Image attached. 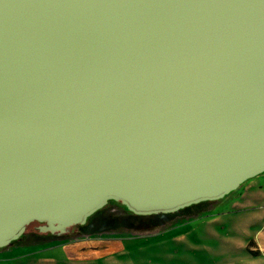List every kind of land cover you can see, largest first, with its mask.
I'll list each match as a JSON object with an SVG mask.
<instances>
[{
	"label": "water",
	"instance_id": "obj_1",
	"mask_svg": "<svg viewBox=\"0 0 264 264\" xmlns=\"http://www.w3.org/2000/svg\"><path fill=\"white\" fill-rule=\"evenodd\" d=\"M263 173L264 0H0V248Z\"/></svg>",
	"mask_w": 264,
	"mask_h": 264
},
{
	"label": "rangeland",
	"instance_id": "obj_2",
	"mask_svg": "<svg viewBox=\"0 0 264 264\" xmlns=\"http://www.w3.org/2000/svg\"><path fill=\"white\" fill-rule=\"evenodd\" d=\"M240 190L239 187L222 199L228 204ZM211 202L193 213L139 216L121 203L110 201L92 223L80 225L72 234L56 237L36 232L35 224L28 226L21 238L0 248V264H264V252L256 250L254 240L247 241L245 250L223 241L236 236L224 228L238 230L244 225L243 218L220 222L216 237L210 236L204 227L192 230L188 238L195 245L191 248L183 243L189 241L186 235L176 237L178 231L202 226L199 222L214 205ZM260 224L261 221H254L252 230ZM262 242L264 249V235ZM237 260L240 262L236 263Z\"/></svg>",
	"mask_w": 264,
	"mask_h": 264
},
{
	"label": "crops",
	"instance_id": "obj_3",
	"mask_svg": "<svg viewBox=\"0 0 264 264\" xmlns=\"http://www.w3.org/2000/svg\"><path fill=\"white\" fill-rule=\"evenodd\" d=\"M240 188V192L237 193V195L233 197L234 199L228 204H226L227 201H224V199H220V202H211V204L214 205L209 207L210 209L205 214L206 218L199 222L200 224H203L202 226L196 225L192 226L186 231H178V236L176 237H178L179 239L180 237L186 235L187 240L189 241L188 243L183 241V243H185L187 247L191 248L195 245H193V242L188 238L189 234L192 233V230H195L198 227H204L206 229V232L210 236L216 237L218 234L217 229L220 227L218 224L220 222L222 223V221L226 219L227 221H236L235 218L239 217L245 219L244 225L238 230H236L235 227L224 228L228 229V232L234 233L236 236H231L227 239H223V241L226 240V242H232L231 244H233L237 248L245 250L247 249V241L249 239H252L257 244L256 250L264 252L262 246L264 235V174H261L246 181L243 185L240 186ZM241 210H246V212L244 214H239L238 212H240ZM254 221H261L260 226L255 231L252 230V225ZM249 258L251 257L248 254L247 259ZM239 262L240 260L236 261V263Z\"/></svg>",
	"mask_w": 264,
	"mask_h": 264
},
{
	"label": "trees",
	"instance_id": "obj_4",
	"mask_svg": "<svg viewBox=\"0 0 264 264\" xmlns=\"http://www.w3.org/2000/svg\"><path fill=\"white\" fill-rule=\"evenodd\" d=\"M211 201H206V202H201V203H198V204H194V205H191V206H189V207H186V208H184V209H181V210H179L178 212H175V213H170V214H167V215H174V214H178V213H181V212H188V213H193V212H198V211H201V208H202V206L203 205H205V204H208V203H210ZM158 215H163V214H158ZM166 215V214H165ZM150 216V215H149ZM156 216V215H155ZM32 224H35V228H34V230L36 231V232H40L39 231V229H38V226L39 225H41V223H39V222H34V223H32ZM31 224V225H32Z\"/></svg>",
	"mask_w": 264,
	"mask_h": 264
},
{
	"label": "flooded vegetation",
	"instance_id": "obj_5",
	"mask_svg": "<svg viewBox=\"0 0 264 264\" xmlns=\"http://www.w3.org/2000/svg\"><path fill=\"white\" fill-rule=\"evenodd\" d=\"M109 202H110V201H109ZM109 202H108V204H109ZM108 204H107V205H108ZM107 205H106V206H107ZM106 206H104L103 208H105ZM103 208H102V209H103ZM102 209H101V210H102ZM101 210H99L98 212H96L95 214H93L91 217H89L88 220H87V222L84 224V226H88L89 223H92V219H93L95 216H97L98 213H99ZM105 219H106V218H105ZM96 221H97V220L95 219V220L93 221V223L95 224ZM94 224H93V225H94ZM79 226H80V225H77V226L71 228V229L69 230V232H67V233H65V234H62V235L51 234L50 232H47V233H48V234H51V235H54V236H56V237H58V236H65V235H67V234H72V233H74V232L76 231V229H77ZM102 226H103V224H102ZM102 226H101V227H102ZM101 227H100V228H101ZM100 228H99V229H100ZM91 230H94V229H91ZM32 234H33V233H32ZM33 235H34V234H33Z\"/></svg>",
	"mask_w": 264,
	"mask_h": 264
}]
</instances>
